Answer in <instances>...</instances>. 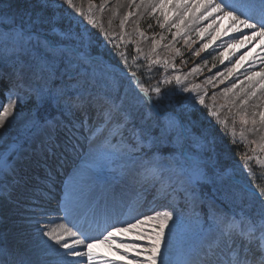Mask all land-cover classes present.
<instances>
[{
	"label": "snow or ice",
	"instance_id": "obj_1",
	"mask_svg": "<svg viewBox=\"0 0 264 264\" xmlns=\"http://www.w3.org/2000/svg\"><path fill=\"white\" fill-rule=\"evenodd\" d=\"M46 3V0H41ZM63 3L74 9L80 15H87L88 21L102 28L98 21L93 16V5L89 0V7L87 13L82 7H78L74 0H63ZM135 4V0H131ZM141 4L145 6L146 10L151 9L153 13L157 10L160 15L164 17V22H169V13L175 17L171 26L175 27L176 32L174 36L181 34L193 23H199L204 20L212 18V24L217 20H231L230 27L223 33L228 36L229 32L240 34L233 37L232 40L225 43V51L219 53L221 63L230 48L237 45L243 46L251 41L259 38V42L264 44V0H256L255 3L238 6L232 0H141ZM10 7V5H5ZM137 8L140 5H136ZM103 6L99 11H103ZM239 13V15L237 14ZM133 15L132 12L128 16ZM26 17V19H25ZM190 17V19H189ZM15 19V16L9 17ZM22 22L19 25L9 28L3 34H0V47L12 52L22 53L28 49H43L39 63V75L44 81L43 87L35 92L37 105L40 104H54L62 115H69L75 117L77 112L84 111L87 106L91 105L94 100H99L101 113L105 118L110 121L114 112L122 110V106L127 99V92L123 96L119 94V87L116 83L113 84V90L117 95L113 97L109 93H104L102 98L94 95L93 86L88 80L78 79L77 76L72 74V65L75 62L74 55L69 51L57 48L54 44L42 39L40 35V25L48 23L46 18H43L39 13L33 18L31 10H22L20 13ZM125 20H121L120 26L123 28ZM188 19V24L185 20ZM159 23V21H157ZM212 24L208 27H212ZM184 25V29L181 26ZM164 27V23L160 24ZM219 26L213 32H209L211 41L219 38ZM247 30V32H245ZM207 28H201L197 31L200 36L206 32ZM105 37H109L108 32L103 33ZM141 37L144 36L140 32ZM163 39V37H161ZM111 42V41H110ZM157 46L159 42H156ZM211 44H204L201 49L194 52L195 56H199L200 52L210 47ZM137 52L141 49L137 47ZM155 51V49H153ZM264 52V48L261 49ZM250 54V53H249ZM124 65H128V60L124 53H120ZM261 63H264V56H259ZM244 56L240 57L243 60ZM207 64V60L204 61ZM161 64L159 58L152 60L147 66V73L150 74L152 68ZM239 64V61H237ZM164 66H168V62L164 61ZM143 66L137 65L138 70ZM174 67V65H173ZM235 67V65H234ZM63 70L65 82L57 84L56 80L62 79L60 71ZM199 67H194L192 72H199ZM233 69H228L231 75ZM223 76L224 73H218ZM259 76L264 80V73L254 72L248 76L249 81H253L255 77ZM129 87L134 92V98L131 101L133 105L145 108L146 112L151 114L154 109L158 107L155 101L162 99L161 83L169 84L172 79L177 84L181 83L179 75L173 76L171 79L164 78L163 81H157L153 85H146L138 76L137 71H130L128 73ZM151 79V75H148ZM215 77H209L207 83L211 84ZM223 81H221L222 83ZM198 87V86H197ZM238 85L233 84L232 88L226 89L225 93L232 92ZM260 88L264 89V83L260 84ZM184 91H189L185 88ZM191 91H196L193 87ZM256 91L253 90L250 94L240 101V107L245 108L249 103V98L256 96ZM18 93L9 89L8 100L6 104H0V129L5 128V122L9 117L13 116V111L17 106ZM214 99V97H213ZM119 100V103H117ZM198 103L205 104L204 95H200ZM211 115L219 120V113L215 110ZM241 131L240 137L242 141L247 140L245 133L258 134V140L248 141L249 144H254L256 147L251 148L252 155L245 152L242 156L244 160V169L247 172L248 184L246 192L250 203L247 205L249 211L242 214H228L218 213L213 215L215 222V236L214 242L206 250L198 253L199 264H264V185L257 183V174L253 172L250 162L255 160L256 163L264 167V159L257 153H264V111L255 112L251 115L247 110L239 114ZM129 113H124L123 120L127 121ZM59 123V122H58ZM221 124H227L226 120H220ZM85 124L84 120H80V128L83 129ZM250 125V127H249ZM70 126V127H69ZM75 124L72 119L68 120L66 125L67 131L72 132L75 129ZM33 129L39 131L41 126L38 122L33 121ZM47 131V129H44ZM232 136L235 138L236 131L233 127ZM133 145L136 141L133 139ZM18 154V150L9 145L6 149L0 150V176L4 180L9 177L14 178L16 174V166L14 157ZM158 172V170H156ZM154 175L156 172L153 173ZM212 169L209 168L206 174L210 178ZM40 197H37L39 200ZM253 207L255 210L253 211ZM39 209V211H38ZM65 215L57 219H47L43 224L41 217L47 216L48 213L39 204L34 203L31 216L34 217V223L38 226L37 231L43 236L47 237V248L50 250L45 253V257L55 255L58 257L56 260H49L45 257L38 258L33 261L28 257V253L14 254L9 253L7 250L0 252V264H96L97 259H102L103 264H125L126 257L130 252H135V264H168L165 260L166 251H171L172 242L169 238L170 222H174V211L163 209H151L150 212L139 213L128 220L118 221L117 224L109 225L105 231L97 236H92L88 230L82 225L72 222L69 217L71 215V208L65 206ZM67 220L68 223L61 222ZM32 222V221H30ZM72 226L69 227L68 224ZM120 225H123L121 227ZM150 229V230H149ZM137 232L136 240L121 239L117 243V238L125 236L127 233ZM147 238L149 241L147 247H143L137 241H143ZM100 243H105L109 248L115 247L116 252L121 249H127L123 253L120 261L109 259L107 257H98V254L93 251L95 246ZM143 256V259L140 257ZM126 264H132V261H126Z\"/></svg>",
	"mask_w": 264,
	"mask_h": 264
},
{
	"label": "rangeland",
	"instance_id": "obj_2",
	"mask_svg": "<svg viewBox=\"0 0 264 264\" xmlns=\"http://www.w3.org/2000/svg\"><path fill=\"white\" fill-rule=\"evenodd\" d=\"M116 1L117 3H121L122 8L120 10L112 7L115 0H91L93 5V16L98 21V24L102 25L101 28L97 25L91 24L87 19V15H80L74 9L64 4L63 0H47V2H49L52 7L56 8L54 13V15H56L55 17L66 18V25H71L72 27L80 26L79 30L77 31L79 33H83V37L85 39L93 34L100 35L102 40L93 48H98L101 50L102 48L109 47L110 49H113L114 52L119 51V54L124 53L125 56H129L131 54L135 55L138 59H141L146 63H150L152 60L159 58L161 60V66H164V61H167L168 66H164L166 69V71H164L166 73L164 74V71H162V74L156 78V80L163 81V79L166 77L171 79L173 76L179 75L181 77V83L177 84L174 79H172V82L175 83V91L177 93L187 94L185 104L189 108L208 107L210 114L213 110L217 111L219 113V120L216 117L214 118L218 122H220V120H226L227 124L222 125L231 131H233L234 127L236 136L241 139V124L239 114L243 113L245 110H247L249 115H251L253 111L257 113L264 111V89H261L260 84H256L255 81V79H259V76L255 77L253 81H249L247 77L252 75L254 72L263 73L264 70L260 69L259 67H253L254 63H249V60H246L245 57L243 60H240V57L242 56L240 55L241 49L243 47L240 45L231 48V50L228 49L223 59V63H221L219 53L225 51V43L232 40V37H237H221L222 29H224V27L226 28V26H224L226 22L221 23L216 21L215 24H212V19L209 18V20H204L206 22L201 21L197 24H191V26L186 30H183L180 35L174 36L176 29L175 27H172L171 24L175 20V17L172 16L171 13H169V22L165 23L164 17L160 15L158 10L155 13H153L151 9L142 11V13L138 12L135 6L139 3V0H135V4H132L131 0ZM74 2L78 7H82L85 10V13H87L89 0H74ZM5 3L6 1L2 2L1 0L0 14L7 13L9 10V8L5 6ZM130 3L132 5H130ZM102 6L104 10L101 12L99 9ZM129 12H132L133 15L128 16ZM6 17H8V14H6ZM125 17H127V19L125 21L124 27L122 28L120 26V22L121 20H125ZM51 20L54 21L55 19L51 17ZM157 21H159V23ZM70 22L72 24H70ZM161 23H164L163 28L160 27ZM209 24H212V27H208ZM205 25L207 31L198 36L197 31H199L201 28H205ZM217 26H219V38H217L215 41H211L208 33L213 32L214 29H217ZM229 27L230 26H228V28ZM181 28L184 29V25H182ZM7 31L8 30L0 29V34H3ZM72 31L73 30H71V32ZM66 32L67 33L65 35H68V31ZM104 32H108L110 34L109 37H105L103 34ZM140 32L144 33L143 37L139 35ZM161 37H163V39H161ZM0 39H2V37H0ZM157 41L159 42L158 46L156 44ZM208 43L211 44L210 47L201 51L199 56L194 55L195 51L201 49L204 44ZM247 46H249V43ZM137 47L141 49V52H137ZM153 49H155V51ZM12 56L14 57L11 59ZM18 56L19 53H12L0 47V74L2 72L4 73L1 75V78L7 79V76L11 78V80L8 81L0 79V83L8 86L10 89L18 93V96L16 97L17 106L13 111V116H11V118L13 117V120L12 122L11 119L9 120L10 124L7 125L9 129L6 137H4L2 141L0 140V150L6 149L8 145H10V142L18 139L19 136L25 135V132L35 119V113L32 111V107L29 106V104L32 102L37 104L35 92L44 85V81L39 75L40 59L35 60L29 58L23 60L18 58ZM16 60L19 62L13 63V61ZM205 60H207V64L204 63ZM237 61H239V64H237ZM183 62H186L187 66L183 67ZM194 67H199L200 71L193 73L192 69ZM251 67L255 69H251ZM228 69H233L231 75H229ZM218 73H224V75L220 76ZM91 76H106V74L101 71L92 70ZM209 77H215L211 84L207 83ZM221 81L223 82L221 83ZM262 82L264 83V80H262ZM99 83L104 86L102 82ZM18 84H20L22 87L21 90H17L16 87ZM233 84L239 85L240 87L238 86L232 92L225 93V90L232 88ZM193 87H196V91H191ZM247 87L250 92L255 90L257 93L256 96L252 97L255 101L257 100V103L255 104L258 106L255 108L251 106L250 102L247 106H245V108H241L240 100L234 95L237 94L236 92L240 93L247 90ZM185 88L189 89V91H184ZM258 90H260V92H257ZM250 92H247L248 95ZM96 93L102 97L104 95V93ZM5 94L7 95L8 100L9 90H6ZM166 94L173 95V92L167 91ZM200 95H204L205 97L204 105L198 103V98ZM6 103L7 101L4 104ZM182 105L183 104L173 108L176 109L177 107H182L185 117L189 120L191 117L189 108L187 106L183 107ZM169 117L170 116H167V120H153V122L152 120L149 121V123L152 124V128H155V125L157 126V132L161 133L159 135L160 139L157 138L156 134L150 130L143 132V130L138 131L136 129V137L134 138L136 141L135 145L132 143L133 140L126 138V135L124 139H120L112 143L111 146L107 145V150L110 153L92 154L87 162H84L86 166H83L81 169H79L77 173L78 175L83 174V176L86 174L89 175L90 172H93L92 166H95L97 169H102L103 165L105 164L106 168H109L113 173L119 170L122 171L123 174L126 171V173H130L132 176H135L143 171L144 165L146 163L150 164L152 167L155 164L157 166L158 163L164 161L165 163H162H164L166 167L162 170H164V173H166L167 178H174L172 182L167 181L165 183V190H167V194L165 193V195L168 197L166 198L167 201H164L165 208L174 211V222H170L171 231L169 233L172 247L171 251H166L164 257L165 260L168 261V264H173L172 262L175 261V253L178 250L180 254H183L186 250H188L187 259L189 261L190 258L194 259L198 257L196 246L198 242L200 243L204 239V237L207 235L206 233H209V235L214 238L215 227H206L205 232L201 228L205 219L203 218L202 213L205 215L206 219L210 220L211 222H214L213 215L215 214L232 213L223 207L216 196H203L199 192L195 191L188 176L183 173L182 168L172 159L169 154H165L160 149L149 153H145L143 150H141L140 146L142 143L150 145L151 141L155 140V142L159 144L160 148L168 146L170 144L169 141H171L173 145L177 147V149L181 147L182 143L179 133H173V129H171V127L175 128V122L172 119H169ZM121 121L125 124V122L128 120ZM118 128H122V126H118ZM145 128L147 129L148 126H145ZM245 135L247 140L243 142L246 144H249L248 141L259 139L258 134L246 132ZM194 143V146L198 148L197 152L204 154L205 147L200 144L199 141L194 140ZM88 144L89 146L95 145L94 142H89ZM249 145L256 147L254 144ZM103 149H105V147H103ZM259 156L264 159V153H260ZM192 167H194L195 170L205 171L204 177H207L206 174L208 170L206 167H202L201 165H195ZM211 178L215 180L214 177L211 176L210 179ZM218 181L220 183L221 179L218 178ZM204 184L207 185L206 183ZM128 186H131V184L128 183ZM208 186L213 187L211 184ZM78 188L79 184L77 181H75V189L77 190ZM120 188L123 189L125 187L121 186ZM0 190L2 191L0 192V200L6 201V199L3 198V195L6 193L5 189L2 188ZM238 196L239 194L237 191L231 195L232 199H238ZM12 200L13 199H11V201H6L11 205V209H13L11 212L9 211V213L16 212L19 215V217L16 218V221H18L20 217L24 216L19 214V208H14L15 202ZM62 201H60V203ZM50 209L54 210L55 208L50 207ZM6 210L7 209H0V212L7 213ZM21 221V225L17 222L16 225L22 227L26 226L25 223H28L24 220ZM7 228L0 229V247L2 248L9 246L7 243L9 240L8 233L11 235L15 234L13 231L14 229ZM199 232L200 236L197 235ZM129 235L130 236L125 237V239L135 241L138 233L131 232ZM177 239L178 244L176 243ZM11 241L16 242L15 237H13ZM144 241L146 242L143 243V241H137V243H140L143 247H147L149 241L147 238H145ZM26 248H24V250H26ZM132 254L133 256H136L135 252H132ZM140 259H143V256H141Z\"/></svg>",
	"mask_w": 264,
	"mask_h": 264
},
{
	"label": "bare ground",
	"instance_id": "obj_3",
	"mask_svg": "<svg viewBox=\"0 0 264 264\" xmlns=\"http://www.w3.org/2000/svg\"><path fill=\"white\" fill-rule=\"evenodd\" d=\"M139 3L137 4V5H140V7L139 8H137L136 6V9L138 10V12H140V13H142V11H146V8H145V6L144 5H142L141 4V0H139L138 1ZM145 2L147 3V0H145ZM116 3V4H115ZM130 5H132L131 3H130ZM112 7L114 8H116V9H118V10H120L121 8H122V6H121V3H117V1L115 0V2L113 3V5H112ZM148 9H150V8H148ZM137 12V11H136ZM189 19H190V17H189ZM211 19V18H210ZM209 20V19H208ZM188 19H186L185 20V23L186 24H188ZM204 22H206V21H204ZM211 23V22H210ZM194 24H197V23H194ZM203 24V23H202ZM210 25V24H209ZM205 28H206V25H205ZM210 29V28H209ZM245 32H247V30H245ZM253 44H255V48H254V50L252 51V53L249 55V63L250 62H253L254 63V66L253 67H259L260 69H262V70H264V63H261V61H260V59L258 58V54H259V56H264V52H262L261 51V49L262 48H264V44H261L260 42H259V38L257 37L255 40H254V42H253ZM230 50H231V48H230ZM246 51V50H245ZM253 58H255V59H253ZM253 59V60H252ZM247 60V59H246ZM247 63H248V61H247ZM244 66V65H243ZM242 66V67H243ZM245 67H246V64H245ZM258 68V69H259ZM252 69H255V68H252ZM257 69V70H258ZM263 73H264V71H263ZM204 74V73H203ZM215 74V73H214ZM212 75V74H211ZM226 77V76H225ZM221 78V77H220ZM255 81H256V84H261V83H263L262 82V80H261V78L259 77V79L258 80H256L255 79ZM239 84H241V83H239ZM252 84V83H251ZM255 85V84H254ZM239 86V85H238ZM250 86V85H249ZM240 87V86H239ZM242 87V86H241ZM252 87V86H251ZM257 87V86H256ZM242 89V88H241ZM241 91V90H240ZM239 91V92H240ZM236 92V91H235ZM247 92H250L249 90H248V87H247V90H245V91H242V92H240V93H238V92H236L237 94H234L235 95V97L237 98V99H239L240 101L242 100V99H244V98H246L247 96H248V93ZM257 92H260V90H258ZM258 99V98H257ZM249 102H250V104H251V106L253 107V108H255V107H257L258 105H256L255 103H257V100L255 101L252 97H250L249 98ZM16 118V117H15ZM11 119V122H12V120H13V117L11 118V117H9V120ZM9 120L8 121H6L5 122V128L4 129H0V140L2 141L3 139H4V137H6V135H7V132H8V129H9V127H7V125L8 124H10V122H9ZM12 127V126H11ZM162 162H164V161H162ZM161 163V162H160ZM165 163V162H164ZM156 165V164H155ZM140 166V165H139ZM162 166V165H161ZM170 166V165H169ZM166 167V166H165ZM164 167V168H165ZM169 170V169H168ZM139 171V170H138ZM164 171V170H163ZM170 176H171V174H170ZM173 176V175H172ZM173 184V183H172ZM2 192V191H1ZM5 192V191H4ZM4 194V193H3ZM64 199V197L62 196V193L60 192L59 194H58V196H57V198H56V201H57V203L56 204H54V205H56L54 208V210L56 211V212H59L60 213V209H62V206H61V203H60V201H62ZM7 201V200H6ZM5 200H0V209H7L6 211H7V213H1L0 212V229H2V228H12V229H15V228H19L18 229V231L20 232V234L21 233H24V234H21L20 236H17L16 234H14V235H9L10 236V238H9V240H12L13 239V237H17L19 240L21 239L22 241H28V242H24V246H27V248H26V252L30 255V257H29V259H31V260H33V261H35V260H37V258H36V253L38 252V245H36V244H31V242H30V238H32L33 237V235L34 234H32L28 229H30L31 227H33L29 222L28 223H25L26 224V226H22V227H19L18 225H16V218L17 217H19V215L16 213V212H12V213H9V211L11 212L13 209H11V205L10 204H8L7 202H6ZM13 201V200H12ZM51 203H53V202H51ZM13 208V207H12ZM20 209V208H19ZM4 211V210H3ZM62 217V216H61ZM64 220H62L61 222H63ZM102 224H105V223H102ZM7 228V229H8ZM102 228H105V227H102ZM4 233V232H3ZM9 234V233H8ZM37 235H38V233H37ZM8 236V237H9ZM31 236V237H30ZM22 237V238H21ZM7 238V237H6ZM45 238V237H44ZM41 239H43V237H41ZM45 241H47V239L45 240ZM31 244V245H30ZM47 244H51V241H47ZM47 244H46V246H47Z\"/></svg>",
	"mask_w": 264,
	"mask_h": 264
},
{
	"label": "trees",
	"instance_id": "obj_4",
	"mask_svg": "<svg viewBox=\"0 0 264 264\" xmlns=\"http://www.w3.org/2000/svg\"><path fill=\"white\" fill-rule=\"evenodd\" d=\"M3 1H6V3H7L6 5H10V8L12 10H15V9L31 10L32 8H34L35 10H39L38 9L39 7H42V6L44 7V5H43L44 3H42L41 0H3ZM44 9L46 12L47 9L45 7H44ZM22 10H19L20 13ZM141 66H143L142 68L147 71V66H144V65H141ZM151 73H153V68H152ZM159 74H160L159 70L157 68H155L154 77L155 78H156V76L158 77ZM161 89L163 90L164 87L161 86ZM165 96L167 97V95H165ZM196 114H197V112L195 113V115ZM214 135H215V139L213 140V147L215 149L218 162H220V163L227 164L229 161L233 162L234 160L231 161L230 159L237 158L241 154V151H242V156H243V154L247 150L246 146L242 145L241 143H239L238 141L233 139L223 129H220V128L216 129Z\"/></svg>",
	"mask_w": 264,
	"mask_h": 264
}]
</instances>
